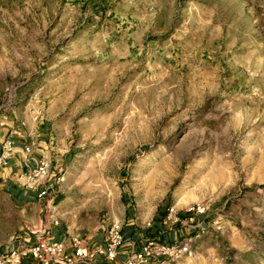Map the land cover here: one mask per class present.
I'll return each mask as SVG.
<instances>
[{"label":"rangeland","instance_id":"374dc122","mask_svg":"<svg viewBox=\"0 0 264 264\" xmlns=\"http://www.w3.org/2000/svg\"><path fill=\"white\" fill-rule=\"evenodd\" d=\"M0 120L64 155L71 230L204 205L167 264H264V0H0ZM33 218L0 188V247Z\"/></svg>","mask_w":264,"mask_h":264},{"label":"crops","instance_id":"0c3cea01","mask_svg":"<svg viewBox=\"0 0 264 264\" xmlns=\"http://www.w3.org/2000/svg\"><path fill=\"white\" fill-rule=\"evenodd\" d=\"M43 130L45 131L46 129L40 127L38 130L36 127V129L25 133L17 123L1 122L0 120V154L2 143L6 139H11L16 147L13 157L4 166H0V188L5 190L18 206L22 203L23 207L33 212V220L36 222L29 235L23 237H29L32 241L39 238L47 241H63L67 245V252H72V248L68 247L72 236L80 235L82 242L85 245H90L102 240L104 231L109 225L112 223L121 224L124 239L116 260L106 262L98 258L97 264H124L127 254L131 251H139L144 241L149 238L148 236L153 234H155L152 236L153 238L163 241H176L179 238L182 241L188 240L189 234L193 232V226L190 225L193 222V218L190 217L191 214H179L177 211L180 223L173 225L170 229H166L162 224V218L166 209L170 206L168 204H165L155 212L150 220L152 224L147 226L149 228L146 230L144 229L147 221L143 225H138L140 218L137 215L134 217V221L124 220L125 215L121 222L108 219L92 233H84L77 229L71 230L66 224H61L62 218L56 214L55 208L58 205L57 208L62 209L66 202V200L62 201L59 198L61 194L60 184L63 182L67 167L64 155L55 147L56 144L54 145V142L48 138L43 139L41 137L44 133ZM25 146L30 147V152L24 151ZM41 157L47 158L51 162L49 183L52 182L53 176H59L62 173L63 176H59L57 183L55 181L51 183L52 188L44 198L38 199L35 192L20 187L15 181V176L35 168ZM131 210L129 209L130 212ZM198 226L202 227V225ZM16 245L15 242H11L8 246L0 247V254L9 252ZM21 264H30V262L24 260Z\"/></svg>","mask_w":264,"mask_h":264},{"label":"built area","instance_id":"2783aa9c","mask_svg":"<svg viewBox=\"0 0 264 264\" xmlns=\"http://www.w3.org/2000/svg\"><path fill=\"white\" fill-rule=\"evenodd\" d=\"M15 144L11 139L2 143L0 154V166H4L15 154ZM25 152H30V147H24ZM50 160L41 157L37 166L26 173L15 176V181L20 187L35 192L36 198H44L51 190V183L59 180V176H53L52 182H48L51 174ZM188 213L203 216L207 207L197 205L187 209ZM180 223L177 209L169 206L162 218L163 226H172ZM122 226L112 223L105 231L100 242L85 245L80 235H74L67 245L63 241H47L39 238L32 241L29 237H14L17 245L7 253L0 254V264H21L28 260L30 264H97L101 258L106 262L116 260L123 243ZM190 252L189 240L163 241L156 238H148L144 241L139 251H131L127 254L124 264H163L173 262Z\"/></svg>","mask_w":264,"mask_h":264}]
</instances>
